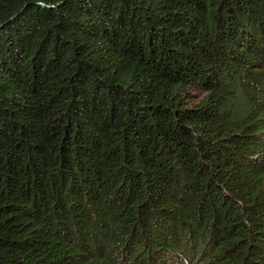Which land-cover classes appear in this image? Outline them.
Returning <instances> with one entry per match:
<instances>
[{"label": "trees", "instance_id": "16d2710c", "mask_svg": "<svg viewBox=\"0 0 264 264\" xmlns=\"http://www.w3.org/2000/svg\"><path fill=\"white\" fill-rule=\"evenodd\" d=\"M0 264H264V0H0Z\"/></svg>", "mask_w": 264, "mask_h": 264}, {"label": "rangeland", "instance_id": "374dc122", "mask_svg": "<svg viewBox=\"0 0 264 264\" xmlns=\"http://www.w3.org/2000/svg\"><path fill=\"white\" fill-rule=\"evenodd\" d=\"M193 99H192V103H197L198 101H201L202 98L204 97V93L203 92H200L198 90H194L193 91Z\"/></svg>", "mask_w": 264, "mask_h": 264}]
</instances>
